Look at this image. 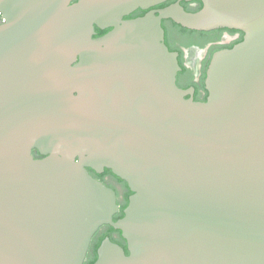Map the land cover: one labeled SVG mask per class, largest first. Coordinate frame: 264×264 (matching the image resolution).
<instances>
[{
	"label": "water",
	"instance_id": "water-1",
	"mask_svg": "<svg viewBox=\"0 0 264 264\" xmlns=\"http://www.w3.org/2000/svg\"><path fill=\"white\" fill-rule=\"evenodd\" d=\"M71 1L0 0V264H85L105 225L128 255L107 238L94 264H264V0ZM164 20L244 32L206 102ZM88 169L127 183L124 217Z\"/></svg>",
	"mask_w": 264,
	"mask_h": 264
},
{
	"label": "flooded vegetation",
	"instance_id": "flooded-vegetation-1",
	"mask_svg": "<svg viewBox=\"0 0 264 264\" xmlns=\"http://www.w3.org/2000/svg\"><path fill=\"white\" fill-rule=\"evenodd\" d=\"M79 0H72L71 5L77 3ZM178 0H176L177 2ZM168 2V1H167ZM184 3V5H182ZM181 5L188 12H192L203 7L200 1H182ZM158 6L141 10L137 9L128 16L123 17L124 21L135 20L145 16L148 12L157 10ZM5 23L3 14L0 13V26ZM162 26L165 30V43L170 51L178 53V61L187 69V72H179L177 76V85L183 90L194 89L193 99L196 102H204L207 100L209 93L206 90L204 75L207 73L210 61L214 54L219 51L230 49L241 43L244 39V32L237 29L219 28L212 31H194L189 32L180 31L171 20H164ZM170 30L176 31L180 37V41L173 44L170 39ZM96 35L98 33L105 32L104 35L111 31V28L101 30L95 28ZM100 37V36H99ZM189 97V96H188ZM36 159H43V156L35 154ZM90 175L96 180L105 184L108 188L112 189L117 197L118 211L114 215V221H117L124 217V211L129 205V199L132 196V192L129 189L127 183L115 176L111 170L105 169L102 173H97L92 169H88ZM111 226H102L94 235L90 249L87 255L85 264H94L98 258V248L105 239H110L115 244L121 246L127 253V243L122 238L120 231H111Z\"/></svg>",
	"mask_w": 264,
	"mask_h": 264
},
{
	"label": "trees",
	"instance_id": "trees-1",
	"mask_svg": "<svg viewBox=\"0 0 264 264\" xmlns=\"http://www.w3.org/2000/svg\"><path fill=\"white\" fill-rule=\"evenodd\" d=\"M175 2H176V0H169L168 2H166V3H164V4L160 5V6H158L157 8L162 9V8H165V7L171 5V4L175 3ZM199 3H200V1H199ZM182 5H184V3H183ZM201 9H202V8H201ZM201 9L195 10V11H193V12H194V13L199 12ZM187 11H188V10H187ZM173 24H174L175 27H177L180 31H182V32H189V29L183 28V27H181L180 25L175 24L174 22H173ZM104 33H105V32H100V31H99V33H98V37H99V36H103ZM232 48H233V47H231L230 49H232ZM179 64H180V67L182 68V73L187 72V69L182 65V63L179 62ZM204 78H206V74L204 75L203 79H204ZM206 101H207V100H205L204 102H206ZM111 231H115V230H114L113 228H111ZM126 254L128 255V250H127V253H126Z\"/></svg>",
	"mask_w": 264,
	"mask_h": 264
},
{
	"label": "rangeland",
	"instance_id": "rangeland-1",
	"mask_svg": "<svg viewBox=\"0 0 264 264\" xmlns=\"http://www.w3.org/2000/svg\"><path fill=\"white\" fill-rule=\"evenodd\" d=\"M170 39H171L173 44H175V43L180 41V37L179 36H175V35H170Z\"/></svg>",
	"mask_w": 264,
	"mask_h": 264
}]
</instances>
